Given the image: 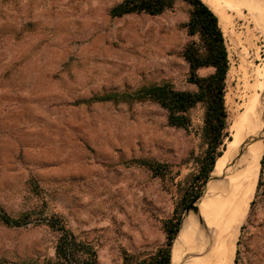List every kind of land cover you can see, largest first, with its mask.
Returning <instances> with one entry per match:
<instances>
[{"label":"rangeland","instance_id":"obj_1","mask_svg":"<svg viewBox=\"0 0 264 264\" xmlns=\"http://www.w3.org/2000/svg\"><path fill=\"white\" fill-rule=\"evenodd\" d=\"M122 1L0 0V207L16 219L31 215L33 222L11 228L0 221V264H47L55 258L58 235L45 217H61L75 236L94 247L99 264H124L126 255L137 260L154 255L166 243L164 222L179 214L184 222L175 248L188 225L194 238L182 253L186 264L201 259L200 248L215 233L206 218L209 208L203 219L204 204L197 215L180 207L206 150L201 107L191 112L190 129L183 130L169 127L166 111L154 102L79 103L165 82L178 90L194 89L187 84L188 65L182 57L190 42L184 28L190 7L180 2L158 17L112 18L110 10ZM220 2L232 20L225 35L232 136L243 58L236 40L246 26L254 28L257 12L252 8H258L249 0ZM259 46L263 59L264 43ZM252 54L255 62L256 50ZM232 69L237 74L231 75ZM263 123L247 133L261 141L264 151ZM225 156L226 151L217 166ZM138 160L166 165L167 175L155 177ZM239 226L235 237H227L225 223L217 226V245L232 239L231 264H264L262 163ZM211 252L207 248L203 253Z\"/></svg>","mask_w":264,"mask_h":264},{"label":"trees","instance_id":"obj_2","mask_svg":"<svg viewBox=\"0 0 264 264\" xmlns=\"http://www.w3.org/2000/svg\"><path fill=\"white\" fill-rule=\"evenodd\" d=\"M180 2L190 7L189 19L184 24L190 42L184 47L182 57L188 65L187 84L194 89L178 90L172 83L165 82L144 87L135 93L107 92L79 103L154 102L166 111L169 127L183 130H189L192 125L191 112L198 107L203 109L201 137L206 150L200 160L198 174L181 200V210L186 212L202 197L206 183L224 155L227 142L232 140L226 107L230 62L219 18L202 0H123L110 10V15L112 18L142 14L158 17L174 11ZM201 71L208 73L201 75ZM136 162L150 169L155 177L167 175L166 165L147 160ZM261 163L264 164V159ZM261 185L260 180L258 188ZM181 215L164 222L166 243L154 255L142 260L126 255L124 264H171L172 247L182 225ZM0 221L11 228L27 227L33 223L31 215L16 219L2 207ZM45 221L58 235L55 258L47 261V264H99L94 247L75 236L61 217L52 216L50 220L45 217Z\"/></svg>","mask_w":264,"mask_h":264},{"label":"bare ground","instance_id":"obj_3","mask_svg":"<svg viewBox=\"0 0 264 264\" xmlns=\"http://www.w3.org/2000/svg\"><path fill=\"white\" fill-rule=\"evenodd\" d=\"M202 1L207 4L211 8V10L218 16L220 26L223 30L225 37V35L230 32L229 26H231L230 23L232 22V20L226 16V7H223L221 4H219L221 3V0H214V4H210L212 2L211 0ZM215 1H218L219 3H215ZM249 1L251 5L257 7L258 9H254V7L252 8V10H255V13L257 12L254 17L252 16L254 18L252 20L254 28L251 29V24L246 26V32L244 34L240 33L243 34V36L240 35L241 37L239 36V38L236 40L239 41V44L241 46H243V52L241 51L243 53V58L242 63H240L241 66L237 70L239 71V78L237 77L238 86L236 85V89H238L236 91L238 92V103L235 105L237 113L236 117H234V119L232 120L234 121L231 136L233 140L229 142L228 150L226 151V156L224 157L222 163H220L214 170L213 176L215 177V180L209 183L207 195L199 203L200 208L203 204L205 206L204 212L202 214L203 219H205L209 208V213L206 218L207 222L209 223L210 227L214 229L215 233L214 235L210 234L209 241L206 243L207 246L203 245L200 248L203 250L198 252V255H200V257L198 258L201 259L196 261V264H231L232 258L231 262L229 261V258L230 256L232 257V255H230L229 240L231 241L232 239H229L227 241V239L223 240L225 239L223 238L222 240L227 241V243H223L220 240L222 244L217 245L218 236L216 237V227L225 223V225H227L229 229V235H227V237H232V235H235V233L233 232L237 230L238 227H240L239 225H241L242 218L248 212L249 205L255 194L256 185L259 178L261 160L264 153L263 146H261L260 140H257L258 142L249 146L247 152L243 155L240 162H237L235 167H230L231 150L236 146H240L246 138L256 137L251 136V134H248L247 132L249 131L251 126L263 121L264 119V58L262 59V47L259 46L260 41L264 43V0ZM241 5L239 7H242ZM239 12L240 11H238V13ZM259 12L261 13L258 15ZM241 17L243 16L241 15ZM243 20H245L246 22L249 21L246 18H244ZM258 33H261L260 37H258ZM255 50V62L262 60L261 64L259 65L256 64L254 61H250L253 58L252 51ZM231 72L233 73H230L231 75L237 74L236 69H232ZM261 125H264V123ZM227 166H229V168L225 169L224 167ZM191 226L192 225H188L185 228V239L183 240V242L179 244L176 248L174 246L175 256L173 248L172 264H186V259L183 258H187V256H182V253L184 251L186 252L194 243L193 234L188 235ZM236 234L239 235L237 231ZM180 235L181 232L179 234V238H181ZM234 244L235 243H233V245ZM207 248H211L212 252L210 254L205 255L203 252L204 249Z\"/></svg>","mask_w":264,"mask_h":264},{"label":"water","instance_id":"obj_4","mask_svg":"<svg viewBox=\"0 0 264 264\" xmlns=\"http://www.w3.org/2000/svg\"><path fill=\"white\" fill-rule=\"evenodd\" d=\"M262 133V131H261ZM261 135V134H260ZM260 137V136H259ZM263 142H264V139L263 138H260ZM258 142L257 141V138L256 137H248L245 139V141L240 145V146H236L234 147L230 154H231V161H230V167H235L237 162H240L241 158L243 157V155L247 152L248 148L250 145L254 144ZM228 147V146H227ZM226 147V149L223 151V154L225 153V151L228 150V148ZM223 156V155H222ZM221 156V157H222ZM215 180V177L213 176V173L211 174L210 176V179L209 181L206 183L205 185V188H204V193L202 195V197L197 201L195 202L193 205H191V207L186 211L187 214H190V213H194V214H199L200 213V209H199V203L201 202V200H203L205 198V196L207 195V189H208V186H209V183L214 181ZM183 222L182 221V225H183ZM182 225H181V228H182ZM181 228H180V231H181ZM179 231V233H180ZM178 233V235H179ZM177 235V237H178ZM177 237L175 239V241L177 240ZM174 241V243H175ZM174 246V245H173ZM173 248V247H172ZM171 264H172V259H171Z\"/></svg>","mask_w":264,"mask_h":264}]
</instances>
